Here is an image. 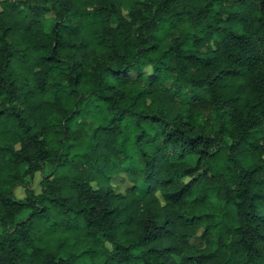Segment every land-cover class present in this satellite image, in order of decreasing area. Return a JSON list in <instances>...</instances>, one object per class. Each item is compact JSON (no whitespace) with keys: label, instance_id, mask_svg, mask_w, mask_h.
<instances>
[{"label":"trees","instance_id":"16d2710c","mask_svg":"<svg viewBox=\"0 0 264 264\" xmlns=\"http://www.w3.org/2000/svg\"><path fill=\"white\" fill-rule=\"evenodd\" d=\"M0 264H264V0H0Z\"/></svg>","mask_w":264,"mask_h":264},{"label":"rangeland","instance_id":"374dc122","mask_svg":"<svg viewBox=\"0 0 264 264\" xmlns=\"http://www.w3.org/2000/svg\"><path fill=\"white\" fill-rule=\"evenodd\" d=\"M89 111L90 113H96V119L100 124L102 125L106 124L105 113L96 112L93 109H89ZM91 120L92 118H89L88 121H91ZM93 146H94L93 140L91 139V137L86 135L74 144L73 148L71 149L70 154L87 152L91 150ZM80 169L81 168L75 169L74 170L75 174L81 173ZM19 171L21 174H23L24 167H20ZM74 171L67 172V173H64V172L59 173V177L63 185L64 184L66 185L69 183V181L71 180V177L74 175ZM43 180H44V177L40 171L36 172L33 177L26 176L23 178V185L17 186L12 190V195L16 199L25 198L28 191H32L34 194L37 195L41 192ZM91 185L93 186L95 190L98 188L95 181L91 182ZM104 187L105 188L108 187L109 189H111V191L114 194L124 195L126 191L132 187V182L129 176H127V174L119 173L113 176L110 180H108L104 184ZM61 232L63 236L60 239L58 237L49 239L47 236H45L44 239L46 243L50 247L55 248L59 246V243L63 242L64 243L63 249L66 251H71V250L78 251L86 243L84 237L78 232H75V233H69V232H63V231ZM199 235H200V232H198L196 235L197 240L199 239ZM37 246L43 247L44 243L40 242L37 244Z\"/></svg>","mask_w":264,"mask_h":264}]
</instances>
